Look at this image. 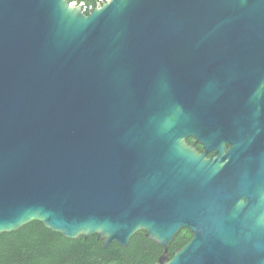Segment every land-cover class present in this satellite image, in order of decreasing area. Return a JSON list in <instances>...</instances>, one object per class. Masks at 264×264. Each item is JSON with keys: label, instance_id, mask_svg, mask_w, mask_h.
<instances>
[{"label": "water", "instance_id": "water-1", "mask_svg": "<svg viewBox=\"0 0 264 264\" xmlns=\"http://www.w3.org/2000/svg\"><path fill=\"white\" fill-rule=\"evenodd\" d=\"M32 222L264 264V0H0V234Z\"/></svg>", "mask_w": 264, "mask_h": 264}, {"label": "trees", "instance_id": "trees-1", "mask_svg": "<svg viewBox=\"0 0 264 264\" xmlns=\"http://www.w3.org/2000/svg\"><path fill=\"white\" fill-rule=\"evenodd\" d=\"M191 236L189 230L180 232L170 245L169 257ZM163 255L164 248L144 232L133 236L128 247L114 243L107 249L95 235L67 239L41 222L0 234V264H156Z\"/></svg>", "mask_w": 264, "mask_h": 264}, {"label": "built area", "instance_id": "built-area-1", "mask_svg": "<svg viewBox=\"0 0 264 264\" xmlns=\"http://www.w3.org/2000/svg\"><path fill=\"white\" fill-rule=\"evenodd\" d=\"M111 0H69L72 7H77L85 14L92 13L95 9L101 8Z\"/></svg>", "mask_w": 264, "mask_h": 264}, {"label": "flooded vegetation", "instance_id": "flooded-vegetation-1", "mask_svg": "<svg viewBox=\"0 0 264 264\" xmlns=\"http://www.w3.org/2000/svg\"><path fill=\"white\" fill-rule=\"evenodd\" d=\"M188 142L191 144V145H195V147H196V149L200 152V153H205L206 152V150H205V148H204V146L202 145V144H200V143H196V141H195V139H193V138H189L188 139ZM213 156V153H209L208 154V157L210 158V157H212ZM185 230H188V229H185ZM190 231V230H189ZM191 232V231H190ZM191 234H192V236H191V238L193 237V233L191 232ZM190 241V240H189Z\"/></svg>", "mask_w": 264, "mask_h": 264}]
</instances>
